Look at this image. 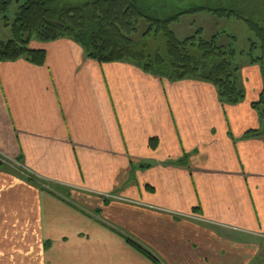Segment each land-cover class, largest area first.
<instances>
[{"label": "crops", "instance_id": "0c3cea01", "mask_svg": "<svg viewBox=\"0 0 264 264\" xmlns=\"http://www.w3.org/2000/svg\"><path fill=\"white\" fill-rule=\"evenodd\" d=\"M30 47L44 66L0 62V156L23 167L0 163V264H153L136 246L161 264L264 255L260 65L233 106L69 39Z\"/></svg>", "mask_w": 264, "mask_h": 264}, {"label": "trees", "instance_id": "16d2710c", "mask_svg": "<svg viewBox=\"0 0 264 264\" xmlns=\"http://www.w3.org/2000/svg\"><path fill=\"white\" fill-rule=\"evenodd\" d=\"M14 1L0 0V18L6 26H9L7 15ZM191 1L19 0L17 19L11 26L12 39L8 42L0 39V62L24 59L42 67L46 63V53L32 49L31 43L69 39L80 45L90 60L130 62L148 74L173 82L209 83L217 89L222 101L238 105L244 102L245 92L241 85L243 66H236L233 61L237 53L234 44L220 45L219 37L206 41L203 30L181 40L172 25L180 23L187 15L211 13L219 18L243 20L263 43L264 26L230 9L226 3L229 0ZM142 22L148 27L137 39ZM158 37L165 41V53L150 48L151 38ZM145 40L150 42L149 46ZM258 105L263 106L261 118L264 119V94ZM136 247L159 264L148 251Z\"/></svg>", "mask_w": 264, "mask_h": 264}, {"label": "rangeland", "instance_id": "374dc122", "mask_svg": "<svg viewBox=\"0 0 264 264\" xmlns=\"http://www.w3.org/2000/svg\"><path fill=\"white\" fill-rule=\"evenodd\" d=\"M18 1L19 0L14 1L7 15L9 18V26H6L2 17L0 18V38L7 42L12 39L11 26L17 19L19 12L20 3ZM226 3L230 9L237 11L244 18L255 20L260 25L264 26V0H229ZM147 27L145 22L139 25L140 35L137 39L141 38V35L147 30ZM172 30L181 40L197 35L200 30H203L202 36L206 41H211L214 37H219L220 45L229 46L230 44H234L237 52L236 56L233 58L234 64L236 66H243V68L260 65L263 68L262 72L264 75L263 40L258 37L254 31L249 29L248 25L243 20L219 18L215 14L203 12L183 17L180 23L172 25ZM150 41V48L153 47V49H157L160 53L166 52L165 41L163 39L159 37L151 38ZM144 43H147L148 46L150 45V42L146 40ZM6 162L17 168L22 167L18 163L15 164L14 162L16 161L7 160ZM142 248L147 251L145 247ZM153 264L156 263L153 262ZM159 264L161 263L159 262ZM249 264H264V255H259Z\"/></svg>", "mask_w": 264, "mask_h": 264}, {"label": "built area", "instance_id": "2783aa9c", "mask_svg": "<svg viewBox=\"0 0 264 264\" xmlns=\"http://www.w3.org/2000/svg\"><path fill=\"white\" fill-rule=\"evenodd\" d=\"M0 161L3 162V163H7V159H5L4 157L0 156Z\"/></svg>", "mask_w": 264, "mask_h": 264}]
</instances>
